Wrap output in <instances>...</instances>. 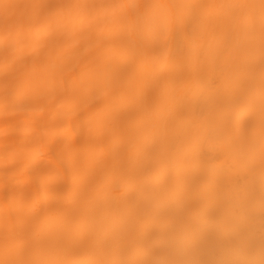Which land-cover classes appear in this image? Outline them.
Here are the masks:
<instances>
[{"label": "bare ground", "instance_id": "6f19581e", "mask_svg": "<svg viewBox=\"0 0 264 264\" xmlns=\"http://www.w3.org/2000/svg\"><path fill=\"white\" fill-rule=\"evenodd\" d=\"M0 264H264V0H0Z\"/></svg>", "mask_w": 264, "mask_h": 264}]
</instances>
